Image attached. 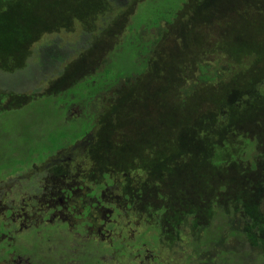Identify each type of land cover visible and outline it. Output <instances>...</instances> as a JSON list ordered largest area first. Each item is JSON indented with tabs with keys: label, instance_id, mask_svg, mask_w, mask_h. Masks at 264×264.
<instances>
[{
	"label": "rangeland",
	"instance_id": "374dc122",
	"mask_svg": "<svg viewBox=\"0 0 264 264\" xmlns=\"http://www.w3.org/2000/svg\"><path fill=\"white\" fill-rule=\"evenodd\" d=\"M146 1L128 0L125 6L116 7L108 0H42L43 5L29 20L33 38L11 53V61L16 63L28 55L23 61L34 59L32 52L25 51L53 36L75 42L86 34L87 47L76 51L58 72L39 83L37 95H56L103 67ZM141 34L148 41L157 38L144 71L121 79L104 98L108 103L104 113L117 101L125 108V115L120 120H116L115 112L104 121L95 118L82 146L74 152L67 149L74 153L73 160L48 165L50 159H46L25 167V175L31 174L30 170L36 173L30 185L27 178L19 186L0 185L4 201L19 203L12 216L14 225L5 213H0V219L12 227L8 242L16 247L22 264H45L44 258H54L56 246L68 236L76 248L89 244L106 249L99 253L103 264H119L120 260L155 264L151 258H144L145 251L168 264L176 250L184 256L191 247L185 248L181 241L177 246H167L168 238L155 232L156 212L162 209L158 216L176 222L179 213L190 214L191 208L208 211L209 206L221 205L225 210L260 198L258 191L264 189V0H186L170 24L145 29ZM203 66L217 77L205 83L198 80L199 67ZM12 69L0 63V72ZM29 94L0 89V108L14 107L9 104L18 105L22 99L28 101ZM128 96V100L133 99L131 105L126 101ZM78 111L80 108L71 109L67 118ZM216 148L223 149V154ZM231 152L233 158L228 157ZM220 154L223 158L215 160ZM158 180L161 195L145 191L151 196L147 198L148 211L142 210L145 183L158 186ZM103 182L115 185L103 189L99 210L88 219L99 221L93 233L85 226L72 227L74 223L54 227L68 213L64 206L52 203L62 191L75 187L93 190ZM122 182L125 191L119 186ZM24 188L28 196L20 202V196L26 194ZM128 202L132 207L118 213ZM45 205H51L52 213H56L47 223L53 229L39 228L35 237L40 244H36L30 227L33 224L24 221L22 215L31 209L48 215L50 209ZM178 227L186 233L185 226L179 223ZM45 233L47 236L42 237ZM136 234L148 241L152 234L158 236L159 247L143 241L139 243L145 244L137 246L133 241ZM113 240L124 244L126 255L118 259L110 256ZM189 256L191 259V253Z\"/></svg>",
	"mask_w": 264,
	"mask_h": 264
},
{
	"label": "trees",
	"instance_id": "16d2710c",
	"mask_svg": "<svg viewBox=\"0 0 264 264\" xmlns=\"http://www.w3.org/2000/svg\"><path fill=\"white\" fill-rule=\"evenodd\" d=\"M108 1L116 7H123L128 2V0ZM185 1L147 0L133 15L127 33L110 51L103 67L90 77L74 82L66 90L58 91L56 95H37L40 82L49 74L58 72L60 66L76 51L87 47V35L81 34L75 42L64 41L58 35L53 36L36 44L33 49L25 51V54L32 52L30 57L34 55V59L23 61L28 55L12 63L11 53L21 49L33 38L32 24H29V20L33 19L32 17L43 4L42 0H0V63L14 67L12 71L0 72V89L14 94L30 93L28 101L22 99L18 105L9 104L14 107L0 108V182L33 163L40 164L57 150L70 147L77 140L82 139L88 132L90 133L95 118L104 121L106 116L110 118L115 112L116 120H120L126 111L120 102L110 104V109L104 113L108 104L104 99L107 91L116 87L121 79H131L144 71L149 51L157 38L154 41L145 40L141 32L161 24H170ZM199 68L198 80L203 83L213 80L218 75L209 72L205 66ZM128 99H131V96L126 98L127 103L131 105L133 99ZM75 108H80V111L68 119L67 114L70 115L71 109ZM121 130L124 131L122 128ZM85 139L79 143L80 146ZM76 149L70 150L74 152ZM216 149L223 154V149ZM70 150L67 152L72 153ZM231 153V155L228 153L229 158H233V152ZM67 154L56 155V158H63L61 163H64V160L74 159V156H71L70 160L66 158ZM222 154L216 156L215 160L223 158ZM101 173L105 174L103 170ZM135 180L137 179H134V185H137ZM101 184L97 183L96 187ZM124 184L125 182H122L119 186L125 191ZM159 184V180L158 186L145 183L143 193L149 190L160 196L163 188H160ZM147 192L144 193L145 202L141 204V209L146 211L149 202L147 198L151 196V193L147 195ZM258 193L259 199L238 202V206L228 207L225 210L219 205L216 208L209 206L208 211L191 208L190 214L180 211L182 215L181 213L177 215L176 222L158 216V212L161 213L162 209L156 212V218L153 217L157 224L155 232L168 238L166 245L177 246L181 241L185 248L191 247L190 252L184 254L185 259L176 250L168 264H178L177 261L181 263L184 261V264H264V189L259 190ZM123 196L129 201L128 196ZM130 201L133 204V198ZM230 203L234 202L230 201ZM131 207L128 202L117 212H127ZM199 212L201 216H198ZM202 218L204 221L201 222ZM148 220L149 218L146 221ZM166 223L172 228L171 230ZM179 223L187 228L186 233L182 232L183 229H179ZM60 224V227L66 228L64 222ZM133 237L137 246L143 241L146 244L154 243L159 247L158 236L154 234L150 236L149 241L143 240L137 234ZM70 238L71 236H68L61 242L62 244H58L54 252L62 264H103L99 253L105 252L106 249L102 250L100 246L91 248L89 244H86L85 248H76V242L71 245ZM143 242L139 243L140 246L145 244ZM110 246L113 248L110 254L112 258L118 259L120 255L127 254L124 244L119 243V240L111 241ZM141 252L138 250L137 253ZM145 255L144 258H148V261L151 258L155 264H162L158 256L151 257V253L146 251ZM131 263V260L128 262L120 260L119 264Z\"/></svg>",
	"mask_w": 264,
	"mask_h": 264
},
{
	"label": "flooded vegetation",
	"instance_id": "af4514ba",
	"mask_svg": "<svg viewBox=\"0 0 264 264\" xmlns=\"http://www.w3.org/2000/svg\"><path fill=\"white\" fill-rule=\"evenodd\" d=\"M89 135V132L80 140H77L74 144H72L70 147L67 148H63V149H59L57 150V152H55L53 155L48 156L46 159H50L48 165H51L52 163H57V164H62L61 162L63 161V158H54V156L56 155H63V153L67 152V149H74L77 148L79 145V143L85 139L87 136ZM68 153V152H67ZM65 156V155H64ZM73 156L72 153H68L66 155V158H69ZM45 159V160H46ZM23 171H19L18 173L12 175V176H7L2 180V186H10V185H14V186H19L21 183H24V179H28L27 181H34L36 179V177H34V175L36 173H34L32 170L31 174H27L25 175L23 173ZM30 185V182H29ZM33 185V182H32ZM71 186V185H70ZM79 186V185H76ZM101 186V187H100ZM100 186L97 185V187L95 186V188L97 189H93L91 190L90 188H81V187H75V188H71V189H66L65 191L61 192V196L57 197V199H55L52 203H55L57 206H64L67 209V215L61 222H64V224H66V226H69L70 224H73L76 227L81 226L82 228L85 226L87 228V230L90 233H93V227L98 228L100 226L99 223H97V221H92L89 222L88 219L94 217V213H96V211L99 210V208H97L98 204L101 202L100 200V194H102L103 189H110L112 188L114 185L111 183L110 185H107V183H102ZM27 187V186H26ZM32 188V187H31ZM26 192V194L21 195L20 197V202L23 200V198L26 196H28V191L26 188H24ZM46 189V187H45ZM32 190H35V188H32ZM99 190L101 191V193L99 192ZM74 191V192H73ZM2 191L0 190V193ZM76 192V195H75ZM80 192V193H79ZM2 199V200H1ZM18 200V201H19ZM3 201V203H2ZM46 203H51L48 201H45ZM78 202V203H77ZM80 202V203H79ZM17 205L15 204L14 200H10V201H4L3 200V196L2 198L0 197V213H5V218L6 215L8 216L7 219H9L12 222V216L15 213V210L17 209ZM27 205V204H25ZM49 208L50 212L48 215L43 213H35V210L31 209L30 213H23L22 215V219L24 221L30 222L29 224H33L31 227L32 229V236H34V240L36 244H40L38 238L35 237V235H37L39 231V228H45V227H49L47 225L48 221L51 220V216H55L56 213H52L51 210V205H45V208ZM61 216V215H60ZM87 218V220H86ZM95 219V218H94ZM96 220V219H95ZM7 222V224H5L4 222ZM99 222V221H98ZM13 223V222H12ZM36 224V226H35ZM14 225V223H13ZM57 225H61L59 224H54V227ZM71 227V228H72ZM12 227L10 226L9 221L4 220L3 218L0 219V264H22V262H20V256L19 254L16 252V247L11 245V243H9V239L11 238V230ZM50 229H53L50 228ZM78 232V231H77ZM47 236V233H45L42 237ZM21 248V246H20ZM139 256H141V253L138 254ZM142 261V259H141ZM43 263L45 264H62L57 258L56 256L54 258H44ZM24 264H32L30 262H26Z\"/></svg>",
	"mask_w": 264,
	"mask_h": 264
}]
</instances>
